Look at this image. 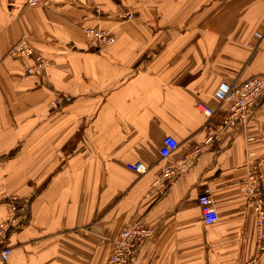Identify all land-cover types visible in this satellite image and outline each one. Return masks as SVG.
Wrapping results in <instances>:
<instances>
[{
    "label": "crops",
    "instance_id": "obj_1",
    "mask_svg": "<svg viewBox=\"0 0 264 264\" xmlns=\"http://www.w3.org/2000/svg\"><path fill=\"white\" fill-rule=\"evenodd\" d=\"M94 27L114 43L87 42ZM20 41L46 69L25 74L31 61L8 55ZM263 72L264 0H0V222L4 197L27 204L8 232L6 264H107L134 222L156 232L139 264H264L240 192L251 155L264 196V97L246 129L223 133L228 104L216 98ZM59 96L71 101L56 106ZM166 136L178 148L162 160ZM207 140L189 168L150 192ZM134 163L145 172L126 168ZM202 189L218 214L210 226Z\"/></svg>",
    "mask_w": 264,
    "mask_h": 264
},
{
    "label": "built area",
    "instance_id": "obj_2",
    "mask_svg": "<svg viewBox=\"0 0 264 264\" xmlns=\"http://www.w3.org/2000/svg\"><path fill=\"white\" fill-rule=\"evenodd\" d=\"M39 0H26L27 4H36ZM122 17L126 20L133 18L132 13H124ZM84 36L90 44L101 47L109 46L114 43V38L108 32L87 28L84 30ZM8 55L16 60H29L31 65L26 67V75H34L39 71L46 69L48 62L40 55L36 54L33 48L26 41H20L15 44ZM264 97V72L260 75L252 76L241 83H234L221 87L216 98L219 102L228 104L227 111L218 125V132L223 133L235 129L244 130L247 127L248 117L254 107ZM71 101L70 97L59 96L54 99L53 104H67ZM202 113L211 119L214 117V109L204 105L198 106ZM210 140L204 145L195 147L178 166L166 167L159 182H155L150 192H155V188L162 187L168 179L175 177L178 173L185 171L189 165L197 159V157L205 149H208ZM178 148V143L170 136L164 137L159 151L160 158L167 160ZM246 173L242 182H240L241 198L246 203L248 209L255 217L256 225V247L259 253L264 252V196H263V169L251 155L246 159ZM126 168L132 172L142 174L145 168L141 163L126 164ZM198 204L200 213L205 225L210 226L218 222V214L216 205L210 197L208 189H202L198 195ZM6 202V213L3 221L0 222V264H6L10 255V249L7 246L8 232L19 226L24 221V213L27 204L20 201L16 197H4ZM156 232L134 222L121 228L117 238L114 240L112 250L108 258L107 264H139L137 253L141 246L147 240L155 237Z\"/></svg>",
    "mask_w": 264,
    "mask_h": 264
}]
</instances>
